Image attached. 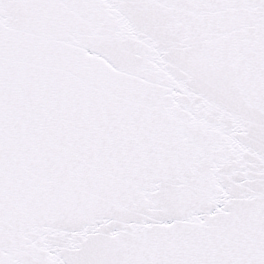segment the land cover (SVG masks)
Returning <instances> with one entry per match:
<instances>
[{
	"label": "snow or ice",
	"instance_id": "snow-or-ice-1",
	"mask_svg": "<svg viewBox=\"0 0 264 264\" xmlns=\"http://www.w3.org/2000/svg\"><path fill=\"white\" fill-rule=\"evenodd\" d=\"M0 264H264V0H0Z\"/></svg>",
	"mask_w": 264,
	"mask_h": 264
}]
</instances>
